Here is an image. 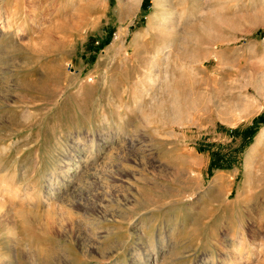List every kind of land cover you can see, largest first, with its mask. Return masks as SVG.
Masks as SVG:
<instances>
[{
    "label": "rangeland",
    "instance_id": "374dc122",
    "mask_svg": "<svg viewBox=\"0 0 264 264\" xmlns=\"http://www.w3.org/2000/svg\"><path fill=\"white\" fill-rule=\"evenodd\" d=\"M262 116L264 0H0V264H264Z\"/></svg>",
    "mask_w": 264,
    "mask_h": 264
},
{
    "label": "bare ground",
    "instance_id": "6f19581e",
    "mask_svg": "<svg viewBox=\"0 0 264 264\" xmlns=\"http://www.w3.org/2000/svg\"><path fill=\"white\" fill-rule=\"evenodd\" d=\"M67 7V6H66ZM71 8V7H70ZM92 8V7H91ZM90 9V7L89 8H87V10H89ZM91 10V9H90ZM89 10V11H90ZM93 10V9H92ZM94 11V10H93ZM84 12V15H82V14H80V15H77V17H75V18H72L71 19V21L70 22H72V24L74 25V26H76L77 25V27L75 28V30H80L82 27H84L88 22H87V20H88V17H89V13L87 14V13H85V12H87V11H83ZM77 13V12H76ZM153 18L154 19H156V18H158V15H155V16H153ZM68 19V18H67ZM66 19V20H67ZM65 20V21H66ZM79 22H81V23H79ZM67 23L68 22H64V21H62L61 22V24H60V26L58 27V29L57 30H59L61 33H64V30H65V28L67 27L66 25H67ZM84 23V24H83ZM79 24V25H78ZM59 25V24H58ZM57 27V26H56ZM72 29H74V28H72ZM53 31H55L54 30V27H53V29H52ZM57 32V31H56ZM52 33V31H47L46 33H45V35L47 34L48 36L47 37H49V35ZM57 35V34H56ZM44 36V35H43ZM47 37H45V38H47Z\"/></svg>",
    "mask_w": 264,
    "mask_h": 264
},
{
    "label": "trees",
    "instance_id": "16d2710c",
    "mask_svg": "<svg viewBox=\"0 0 264 264\" xmlns=\"http://www.w3.org/2000/svg\"><path fill=\"white\" fill-rule=\"evenodd\" d=\"M146 1H148V0H145V3H146ZM146 5V4H145ZM144 5V6H145ZM258 120V122L259 123H264V117L262 116L261 118H259V119H257ZM214 166V165H213Z\"/></svg>",
    "mask_w": 264,
    "mask_h": 264
}]
</instances>
